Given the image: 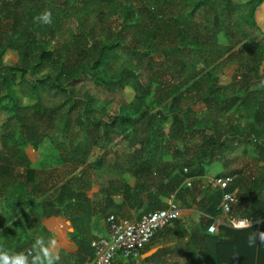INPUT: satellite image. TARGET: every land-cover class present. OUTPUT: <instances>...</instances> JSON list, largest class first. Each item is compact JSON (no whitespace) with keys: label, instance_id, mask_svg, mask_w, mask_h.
Returning a JSON list of instances; mask_svg holds the SVG:
<instances>
[{"label":"trees","instance_id":"16d2710c","mask_svg":"<svg viewBox=\"0 0 264 264\" xmlns=\"http://www.w3.org/2000/svg\"><path fill=\"white\" fill-rule=\"evenodd\" d=\"M45 10L51 24L34 19ZM263 10L264 0H0V248L27 254L37 239L52 241L43 220L63 215L78 252L71 262L56 248L58 264H84L88 224L112 213L113 196L122 195L118 212L142 216L174 194L200 218L187 230L180 218L153 240H183L185 264H264ZM228 65L237 67L221 84L216 72ZM84 84L101 94L130 88L129 111L106 115L108 103L98 107ZM50 94L59 103L49 105ZM217 164L215 175L234 179L232 214L252 227L207 232L221 192L199 180ZM101 175L110 178L93 201L86 193Z\"/></svg>","mask_w":264,"mask_h":264},{"label":"built area","instance_id":"2783aa9c","mask_svg":"<svg viewBox=\"0 0 264 264\" xmlns=\"http://www.w3.org/2000/svg\"><path fill=\"white\" fill-rule=\"evenodd\" d=\"M233 180L231 177L214 174L199 180L201 189L209 188L221 192L217 206L218 214L211 218L207 228L209 234H216L220 227L241 231L256 224L249 218L232 214L237 197L233 192L228 191V187ZM184 186L191 187L192 181L186 179ZM182 213V208L173 194L164 208L142 215L138 220H130L114 214L108 215L105 219L107 236H99L91 241L92 255L87 257L84 264H116L118 255L124 259H137L142 249L153 240L156 234L180 219ZM243 221H248L251 226L241 227Z\"/></svg>","mask_w":264,"mask_h":264},{"label":"crops","instance_id":"0c3cea01","mask_svg":"<svg viewBox=\"0 0 264 264\" xmlns=\"http://www.w3.org/2000/svg\"><path fill=\"white\" fill-rule=\"evenodd\" d=\"M128 181L131 186H133L135 183L133 179H128ZM106 184V181L105 183H102L95 180L91 188L86 193L87 197L93 201H100V196L98 193L103 187L106 186ZM112 202L113 207H111V210H109L112 211L111 214H119L118 216H123L130 220H138L141 217L140 211L133 210L128 207H124L120 212L115 209V206H119L122 202L121 194L113 196ZM96 210L98 211L99 209ZM114 211H117V213H113ZM182 212V223L185 225L182 229L185 230L188 229L186 228L188 227L187 225L197 222L201 215L195 205H192L191 207L186 209H182ZM105 219L106 218L104 217L97 220H95V218H92L89 222L88 228L91 235L90 242L99 236H107ZM43 225L52 234L53 240L57 242L58 251L61 250L64 255H67L71 262L75 260V254L78 252V247L71 239V235L74 232V229L68 219L63 215L54 216L44 219ZM152 249H156V251L148 255V253H150ZM185 249L186 246L183 240L179 242H173L170 240L169 235L166 234L165 236H163V238H157L151 241L147 246H145L137 259H124L121 257V255H118L116 257V264H185ZM160 251L161 254H159L158 256V252ZM153 255L156 256L152 259L151 257ZM85 257L86 256H84V258ZM85 259H87V257Z\"/></svg>","mask_w":264,"mask_h":264},{"label":"rangeland","instance_id":"374dc122","mask_svg":"<svg viewBox=\"0 0 264 264\" xmlns=\"http://www.w3.org/2000/svg\"><path fill=\"white\" fill-rule=\"evenodd\" d=\"M242 1H245V0H242ZM260 18H261V21L263 22V27H264V10H263V12L261 11ZM221 42L224 43L223 38H221ZM15 60H16V58L13 55H7L4 58V61L7 63L14 62ZM235 66L236 65H228V66H223V67L218 69V71L216 73L218 74V77H219L218 78L219 83L228 84L231 82L232 75L235 71V69H234ZM17 82H18V80H17ZM78 88H80L79 89L80 92L87 90L90 94L94 95L96 97V99H98V101H97L98 107H100L104 102L108 103L107 107H106V113H108V114H106V115H110V117L114 116L115 114L120 113V112H118V107L120 105H126L125 106L126 109H124V110L129 111L128 105L134 97V92L130 88H125L123 91H116L115 93H102V94L98 91L97 88H95V86H93L91 84H84V85L79 86ZM15 92L19 96H20V94L23 95L24 103H30L32 101L31 99H28V97L26 95L27 92L24 91L23 89L21 90L20 86L15 87ZM60 99H61L60 96H56L53 94L45 96V100L49 103V105H55V104L59 103ZM147 102H148V100H147ZM202 109H203L202 105L196 106L194 108V110L196 112H200V110H202ZM46 146L47 145H44L41 149L43 151V153L45 154V157H42L39 155V161L42 164H46V163L51 161L50 156H52V152L48 148V146L47 147ZM242 154H243L242 148H238L231 153L229 158L230 159L238 158V157H241ZM53 160H55V159H53ZM52 162H54V161H52ZM220 167L221 166L219 164H217L216 166L210 168V169H212L211 170L212 174L218 173L220 170ZM108 178H110V176L101 175L96 180L100 181L102 183H105L106 179H108ZM89 194H90V192H89ZM182 219H183V216L181 217V221H182Z\"/></svg>","mask_w":264,"mask_h":264},{"label":"clouds","instance_id":"9594fccd","mask_svg":"<svg viewBox=\"0 0 264 264\" xmlns=\"http://www.w3.org/2000/svg\"><path fill=\"white\" fill-rule=\"evenodd\" d=\"M43 24L52 23V13L45 10L41 15L34 18ZM241 227L251 226L248 221L241 222ZM259 241L264 243V232H259ZM257 241V235L249 237V246H253ZM57 242L45 241L43 238L37 239L32 248L25 254L24 252L15 253L7 249L0 248V264H58L61 257L56 251ZM31 257V259H29Z\"/></svg>","mask_w":264,"mask_h":264},{"label":"water","instance_id":"95a60500","mask_svg":"<svg viewBox=\"0 0 264 264\" xmlns=\"http://www.w3.org/2000/svg\"><path fill=\"white\" fill-rule=\"evenodd\" d=\"M155 251H156V249H152V250L150 251V253H148V255L154 253Z\"/></svg>","mask_w":264,"mask_h":264}]
</instances>
